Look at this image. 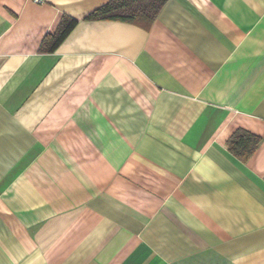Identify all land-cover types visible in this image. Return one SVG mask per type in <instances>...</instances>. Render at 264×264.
I'll list each match as a JSON object with an SVG mask.
<instances>
[{"label":"crops","instance_id":"obj_1","mask_svg":"<svg viewBox=\"0 0 264 264\" xmlns=\"http://www.w3.org/2000/svg\"><path fill=\"white\" fill-rule=\"evenodd\" d=\"M108 1L0 0V264H264V0Z\"/></svg>","mask_w":264,"mask_h":264},{"label":"trees","instance_id":"obj_2","mask_svg":"<svg viewBox=\"0 0 264 264\" xmlns=\"http://www.w3.org/2000/svg\"><path fill=\"white\" fill-rule=\"evenodd\" d=\"M166 0H109L99 6L86 18L88 19H122L132 20L140 17L148 22L152 21ZM77 20L64 16L56 31L47 35L42 42V50L52 51L56 45L74 27ZM260 138L246 130L237 129L228 139L227 143L230 151L241 160H246L256 148Z\"/></svg>","mask_w":264,"mask_h":264}]
</instances>
